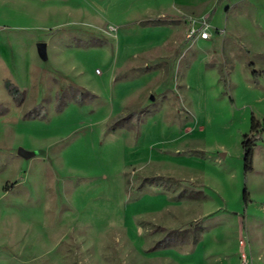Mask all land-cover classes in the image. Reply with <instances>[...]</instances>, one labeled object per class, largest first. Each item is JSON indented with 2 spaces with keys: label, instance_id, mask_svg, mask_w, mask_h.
Returning a JSON list of instances; mask_svg holds the SVG:
<instances>
[{
  "label": "rangeland",
  "instance_id": "rangeland-1",
  "mask_svg": "<svg viewBox=\"0 0 264 264\" xmlns=\"http://www.w3.org/2000/svg\"><path fill=\"white\" fill-rule=\"evenodd\" d=\"M252 117L264 0H0V264H264Z\"/></svg>",
  "mask_w": 264,
  "mask_h": 264
},
{
  "label": "trees",
  "instance_id": "trees-1",
  "mask_svg": "<svg viewBox=\"0 0 264 264\" xmlns=\"http://www.w3.org/2000/svg\"><path fill=\"white\" fill-rule=\"evenodd\" d=\"M8 94H12L16 91L14 89H7ZM264 134V120L262 124H260L253 117L250 121V129L249 135H244L241 141V148L243 151V174L245 177L253 172V157H254V149L259 141L262 139V135ZM243 201L245 206L248 203V191L247 189L243 192Z\"/></svg>",
  "mask_w": 264,
  "mask_h": 264
},
{
  "label": "water",
  "instance_id": "water-1",
  "mask_svg": "<svg viewBox=\"0 0 264 264\" xmlns=\"http://www.w3.org/2000/svg\"><path fill=\"white\" fill-rule=\"evenodd\" d=\"M36 48H37V53H38L39 58L41 60H45L46 59V46H45V44L39 43V44H37ZM17 155L21 158H24V159H28L32 156L31 153L26 152L22 149L18 150Z\"/></svg>",
  "mask_w": 264,
  "mask_h": 264
},
{
  "label": "built area",
  "instance_id": "built-area-1",
  "mask_svg": "<svg viewBox=\"0 0 264 264\" xmlns=\"http://www.w3.org/2000/svg\"><path fill=\"white\" fill-rule=\"evenodd\" d=\"M200 38L201 39H207L208 38V34L203 32L202 34H200Z\"/></svg>",
  "mask_w": 264,
  "mask_h": 264
},
{
  "label": "crops",
  "instance_id": "crops-1",
  "mask_svg": "<svg viewBox=\"0 0 264 264\" xmlns=\"http://www.w3.org/2000/svg\"><path fill=\"white\" fill-rule=\"evenodd\" d=\"M250 175V174H249ZM248 176V175H247Z\"/></svg>",
  "mask_w": 264,
  "mask_h": 264
}]
</instances>
